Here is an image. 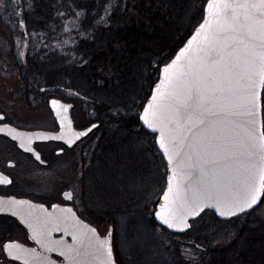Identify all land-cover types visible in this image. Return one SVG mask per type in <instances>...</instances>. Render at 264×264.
Listing matches in <instances>:
<instances>
[{"label":"snow or ice","instance_id":"6c2138e0","mask_svg":"<svg viewBox=\"0 0 264 264\" xmlns=\"http://www.w3.org/2000/svg\"><path fill=\"white\" fill-rule=\"evenodd\" d=\"M261 89L264 0H208L203 23L163 68V78L141 115L149 129L159 132V145L171 171L165 203L156 214L169 228L185 230L189 217L205 208L228 218L258 203L264 192V131L257 120ZM59 103L50 102L54 110ZM69 107L61 105L64 112ZM91 130L72 135L79 139ZM24 150L33 152L31 147ZM35 159L44 163L38 153ZM7 183H11L7 177L0 178V184ZM63 195L71 200L73 193ZM23 206L37 207L28 201L0 199V212L20 216L32 229L31 238L46 251L58 252L70 264H113L110 232L101 239L96 229L75 218L71 208L59 209V215L29 212L25 219ZM53 231L71 235L73 245L52 240ZM4 250L23 264H55L18 243L6 244Z\"/></svg>","mask_w":264,"mask_h":264},{"label":"trees","instance_id":"16d2710c","mask_svg":"<svg viewBox=\"0 0 264 264\" xmlns=\"http://www.w3.org/2000/svg\"><path fill=\"white\" fill-rule=\"evenodd\" d=\"M206 2L207 0H27L26 21L30 22L34 18L37 29L43 27L38 23L47 26L62 14H67L68 18L70 16L77 23H83L84 31L72 34V37L79 40L73 49L74 58L68 59L63 56V51L56 49L31 62L28 58L22 59L26 63L22 79L26 84L31 78L34 81V87L31 84L26 87L28 95L36 97L35 100H30L28 96L27 103L32 105L39 103L43 93L49 91L51 95L73 102L76 106L82 102L96 103L100 104L102 111H107L93 120L88 119V115L86 118L93 122L99 121L95 132L102 135L101 170L106 166L105 161L115 166L117 176L123 175L124 169L128 170V174L125 173L127 182L116 184L118 187L112 184L108 191L115 188L116 195L120 191L123 198L130 199L125 203L117 197L113 206L99 204L101 219L107 216L115 221L113 217L116 214L125 212L132 215V224H143L148 219L152 220V226L157 225L155 219L150 218L152 207L156 204L151 195L156 190L149 189L144 181L135 180L133 173L135 175L137 172V166L147 164L143 152L145 155L151 153L147 145L141 149L143 142L152 144L154 150H159L155 141L151 140V132L142 126L136 110L141 112L159 80L161 67L176 55L203 21ZM47 29L48 27L44 30ZM117 31L118 42H113L111 39ZM135 96H138V106L136 104L131 115H122L125 106L121 105ZM131 139L133 143L129 152L141 161L132 165V174L129 175L130 169L121 162L118 151L121 146H125L123 142L128 143ZM113 157L116 159L115 163L112 162ZM101 191L105 189L102 187ZM90 195L91 205L95 194L93 192ZM208 214L212 223L230 221L219 220L211 211H206L200 218ZM196 222L197 220L192 225ZM232 222L242 223L243 228L224 246L210 251L199 246L197 249L202 254V260L209 259L214 264H264V220L252 210L244 216L231 219ZM211 228L209 224L201 228L196 233L198 236H195V240L202 242L203 235L207 240V233L210 235ZM197 243L195 245H199ZM154 244L156 242L152 241L151 249Z\"/></svg>","mask_w":264,"mask_h":264},{"label":"rangeland","instance_id":"374dc122","mask_svg":"<svg viewBox=\"0 0 264 264\" xmlns=\"http://www.w3.org/2000/svg\"><path fill=\"white\" fill-rule=\"evenodd\" d=\"M27 7V0H2V4H0V113L6 116L8 122L18 127L29 129L53 127L55 125L53 119L54 115L50 108L49 100L52 97L63 98L51 95L49 91H47V93H43V98L39 103L32 105L29 102V105V103H27L29 95L26 90L28 88L26 87L27 84H31L32 87L35 85L33 84L34 81L32 78L27 84L22 79L23 69H26L24 68L26 63H23L22 59L28 58L31 62V60L34 61L43 54L56 51V49L57 51H63L64 57L68 59L74 58L75 53L73 49L76 48L74 47L75 43L78 45L79 40H76L74 36L72 37V34L77 31L81 34L84 31V26L82 21L77 23L75 19H70V16L68 18L67 14H62L58 15L56 20L47 26L43 23H38L43 27L37 29V21L34 18H32L30 22L26 21L27 11H25V8L27 9ZM21 21H23L22 28L20 27ZM33 25L34 27H32ZM47 27L48 29L44 30ZM117 34L118 31L114 33L111 41L118 42ZM21 53H23V55H21ZM29 61L27 63H30ZM29 89L31 90L32 88ZM29 97L30 100H35L36 98L34 96ZM128 99L129 101H127L126 104L121 105L125 106L124 112H121L122 115H131L136 104L138 106V96ZM99 105L96 103L84 104L83 102L80 103L79 106L74 105L75 109L72 116L76 125H89L99 114L103 112L107 113L106 110L102 111ZM136 111H138L140 116V110ZM87 115L89 116L88 119L90 118L92 120H88L86 118ZM152 139L155 141L153 135L151 140ZM8 142H1L3 143V155L6 157L7 151H11ZM132 143V139L128 141V143L123 142L125 146H121L118 151L119 158L121 157L120 160H122L121 162L130 169L129 175L132 174V165L134 166L137 164V161H141L138 158L136 159V157L129 152ZM143 143L141 149L143 150L147 145L151 153L149 154L148 152V154L145 155V152H143L144 158L145 156L147 158V164L144 166H137V172H135V175L133 173V176L135 180L144 181V184L149 187V189L156 190L151 196L153 197L152 201H156L157 203L165 187L167 166L160 151L154 150L152 144ZM9 158H11V156ZM103 169V171L100 169L98 188H95L93 191V187H91L92 183H90V187L87 190L89 193L95 192L94 198H91L94 203L91 205L89 204V207L92 208L94 204L101 205V203L103 205L109 204L113 206L114 201L117 199H123L125 203L128 202L130 198H123L120 191H118L116 195L115 188L112 189L111 192L108 191V188H111L112 184L118 187L116 184L127 182L126 179L128 178L125 173L128 174V170L124 169V171H122L123 175L117 176L115 166L108 161ZM67 173L68 176H72L69 178L75 179V174L71 166ZM64 174L66 173H61V171L53 169L51 171H46L38 180L34 181L29 179L30 181H27L26 184L30 185L28 187L29 189H37L50 199L57 200L59 199L58 192L65 188L66 185H71L70 182L66 184V180L63 179ZM128 182L131 183L130 180H128ZM139 186L140 184H138V187ZM102 187L105 191H101ZM88 197L90 198L92 196L90 195ZM90 202L91 200L88 201V203ZM155 207L156 204L152 207L150 218H154ZM255 214L264 220V201L261 206L255 210ZM131 216L132 215L124 212V214H116L115 217H113L115 221H112L110 217L103 216V219L100 218V221L98 220L95 222L102 235H107L110 228H114V241L117 256L121 262L120 264H214L209 259L203 261L202 254L197 248L202 246L205 250L210 251L212 248L224 246L243 228L242 223H231V220L229 223H216V221L212 223L211 216L208 214L199 218L194 226L192 225L193 227L184 233L185 236L177 237L168 230L162 229L157 223V225L152 226V220L149 221L147 219L143 224H132L130 222V220L133 219ZM11 223V220L0 219V229H5L3 227ZM207 224L212 227L209 232L210 235L207 233V240L205 235H203L201 239L202 242L196 241L195 236H198L196 233ZM152 241L156 242V244H154L151 249L152 245L150 244H152ZM196 243L199 245H195Z\"/></svg>","mask_w":264,"mask_h":264},{"label":"flooded vegetation","instance_id":"af4514ba","mask_svg":"<svg viewBox=\"0 0 264 264\" xmlns=\"http://www.w3.org/2000/svg\"><path fill=\"white\" fill-rule=\"evenodd\" d=\"M74 109L73 103L70 112L75 128L83 129L96 122L94 121L89 125H76L72 116ZM0 116H3V119L0 120V125L5 123L12 124L6 120V116L3 113H0ZM53 119L55 123L53 127L29 129L18 127L14 124L12 125L27 130L44 129L55 132L59 131L60 126L56 117L54 116ZM97 128L92 130L85 137L79 139L72 146L57 139L34 141L31 143V148H33V152L31 153L25 151L17 140L12 139L4 133H0V178L7 177L11 181V183L0 184V199L23 200L28 201L31 205L37 206L35 209H29L27 206H23L22 209H20L25 219L28 218L27 214L29 212H31L33 216L49 214L54 209V205L59 206V209L71 208L77 220L82 221L83 224L87 223L94 227L99 236H106L100 233L95 223L98 220L100 221L99 204H94L93 208H91L89 207L91 202L88 203V201H90L88 197L90 193L87 190L90 187V182H92L94 189L98 188L102 163V154L100 151L102 135L95 132ZM3 141H9L8 143L11 147V151H7V157L3 155V143H1ZM37 153L40 155L41 160L44 161L43 164L35 159V154ZM10 156L11 158H9ZM112 162H116L115 157H113ZM70 166L75 174V179L69 178L72 176L67 175ZM53 169L59 170L61 173H66L63 179L66 180V184L69 182L71 183L70 186L66 185L65 188L58 192L59 199L52 200L37 189L28 188L30 185L26 183L30 181L29 179L34 181L38 180L46 171H51ZM69 191L73 193L71 200L65 199L63 195L65 192ZM40 206H42L43 211H41ZM50 214L59 215L60 212ZM0 219L12 221L10 225L3 227L5 229H0V264H23V260L12 259L8 253L5 252L4 246L9 243H18L28 250L34 249L37 255L41 257L47 256L49 260L54 261L55 264H70V262L65 260L63 256H60L58 252H48L42 248L36 240L32 239V229L29 228L26 223L22 222L20 216L12 215L11 211L6 210L0 212ZM69 231H71V229H69ZM51 239L62 240L65 245H73L74 243L72 236L64 231H53ZM113 245L116 262L120 264L121 262L117 256L114 238Z\"/></svg>","mask_w":264,"mask_h":264},{"label":"water","instance_id":"95a60500","mask_svg":"<svg viewBox=\"0 0 264 264\" xmlns=\"http://www.w3.org/2000/svg\"><path fill=\"white\" fill-rule=\"evenodd\" d=\"M208 2V0H207ZM207 2L205 4V7H204V18H203V21L205 19V16H206V8H207ZM203 21L201 23H203ZM200 23V24H201ZM199 27V26H198ZM197 27V28H198ZM196 28V29H197ZM195 29V31H196ZM195 31L194 33L192 34V36L187 40L186 44L176 53V55L169 61L167 62L166 64H164L162 67H161V73H160V76H159V80L156 82V84L154 85L151 93H150V96L148 97L141 113H140V120H141V115L143 114V111H144V108L147 106V104L149 103L153 93H154V90L156 88V85L161 81V79L163 78V68L170 64L175 58L176 56L180 53V51L182 49H184L187 45H188V41L192 39L193 35L195 34ZM263 91L264 89H261L260 90V95L258 97V116H257V120H258V128L260 131H264V119H263V100H262V97H263ZM52 100H57L59 101L60 103L58 105L55 106V110L53 109V106L50 104V102ZM49 105H50V108L51 110L53 111L54 113V116L56 117L58 123H59V126H60V129L59 131H49V130H44V129H35V130H27V129H21V128H18L12 124H9V123H5V124H2L0 125V129H3V131H0V133H4L6 135H8L9 137H11L13 139V137H16V139L14 140H17L21 145H24L22 148L24 149L25 147H31V143H33L34 141H42V140H50L48 137L50 136H63V139H57V140H61V141H64L66 143H68L69 146H72L75 142H77L79 139L85 137H80L79 139H75V137L72 135V133H75V132H81V131H87V129L91 128L92 130L95 129L97 126H98V122H95L93 123L92 125L86 127V128H83V129H77L74 127V121L71 117V112H70V109H71V106H72V103L71 102H67L63 99H60V98H57V97H52L50 100H49ZM61 105H64V106H70L67 110V112H64L63 109L61 108ZM57 113H59L60 115L58 116ZM61 117H66L67 119H61ZM69 121H70V126H69ZM141 123L142 125L148 129L151 133H155L156 134V138H155V142H156V145L158 147V149L160 150V152L162 153V156L164 157V160L166 162V165H167V175H166V182H165V187H164V190L159 198V200L157 201V204H156V207H155V211H154V219L155 221L158 223V225H160L161 227H164L166 228L169 232L171 233H174V234H184L186 231H188L191 226H192V221L198 219L204 212L206 211H211L215 214V216L219 219V220H231L233 218H237V217H240L248 212H250L251 210L253 209H256L258 208L263 200H264V192H262L258 198V203L256 205H254L252 208L246 210L245 212L243 213H240L239 215L237 216H232V217H228V218H225V217H221L217 214L216 210L214 208H205L204 211L200 212L199 215L195 216V217H189L187 223H188V227L185 228V230L183 231H178L176 230V228H169L166 224H164L158 217H157V212L161 211V205L165 203L164 199H163V196H164V193L167 191V188H168V184H169V177L171 176V171H170V167H169V163H168V159L167 157L165 156L163 150L160 148V145H159V132L158 131H153L151 129H149L144 123L143 121L141 120ZM93 125H95V127H93ZM91 130V131H92ZM90 131V132H91ZM88 132V133H90ZM33 149V148H32ZM173 183H175L173 181ZM59 212V208H54L50 213H57ZM85 225L88 226V228H94L92 227L91 225L87 224V223H84ZM182 227V226H181ZM95 229V228H94ZM109 232L111 233L110 235V243H111V248H112V261H113V264H117L116 262V258H115V252H114V245H113V238H114V228H110ZM109 232L107 233L106 236H99L97 231H96V235L99 236L101 239H104L106 237L109 236Z\"/></svg>","mask_w":264,"mask_h":264}]
</instances>
